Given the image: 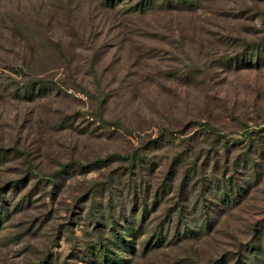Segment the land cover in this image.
Instances as JSON below:
<instances>
[{"label":"rangeland","instance_id":"obj_1","mask_svg":"<svg viewBox=\"0 0 264 264\" xmlns=\"http://www.w3.org/2000/svg\"><path fill=\"white\" fill-rule=\"evenodd\" d=\"M115 1L0 0V264H264V0Z\"/></svg>","mask_w":264,"mask_h":264},{"label":"trees","instance_id":"obj_2","mask_svg":"<svg viewBox=\"0 0 264 264\" xmlns=\"http://www.w3.org/2000/svg\"><path fill=\"white\" fill-rule=\"evenodd\" d=\"M110 4V6H114L116 4L115 0H107ZM192 0H140V2L131 8V10L135 13H140V14H144L147 11L150 10H156V9H160L162 7H172L173 4H175V6H179V7H186L191 5ZM39 88H34V89H30L27 90L26 92H30V96H35L37 95H47V89L43 88V84H38ZM196 161H194L193 163V168L191 167L192 170H195L197 168V165L195 164ZM230 189L231 191L229 192L228 190H226L225 193V197L223 198V200L221 201L222 207L224 209H228L231 206V202L233 201V195L235 192V188L234 183L232 181H230ZM228 191V192H227ZM146 203H143V205ZM110 206V205H109ZM145 206V205H144ZM109 212L107 213V219H106V223L108 224V226L112 227L111 229V234H113V241L109 240L107 237L104 238H100V242L99 243H95V244H85L83 249L85 251L88 252L89 255V260L93 263V264H100L99 260H100V256L102 257L103 260V264H129V260L127 259H119L117 258L116 260L112 259L110 257L113 256L115 257V255L113 254V252L111 251L112 248H116L119 249L120 251H124L121 250L120 247L118 246V244L116 243L115 240V236L118 235V233H116L115 229L113 227L118 226V223L115 222L114 220V215H113V207H108ZM144 215L146 218V214H147V208L146 206L144 207ZM96 220V219H95ZM97 222V220H96ZM125 222L127 223V225L129 227L132 226V223H129L128 220H126L125 218ZM207 224H208V220H206ZM131 230V229H129ZM132 231V235L134 236L133 238H140L142 237L144 234H146V229L144 228V224L141 223L140 227L138 230H131ZM186 233H189L190 230L186 227L185 229ZM129 233V231H128ZM103 237V236H102ZM119 237V236H118ZM121 240L123 238L119 237ZM117 239V238H116ZM135 239V240H136ZM164 242V239L162 238V236H157L154 237L149 243H148V248L149 246H154V247H159L162 246ZM133 244V243H132ZM134 247H132V249L130 250L131 252L134 251ZM257 250V249H255ZM255 250H249L248 252L251 253V257H247L245 256L243 253H240L238 256V260L235 264H263L262 261L259 259L258 256H260L259 253H256ZM125 253V252H124Z\"/></svg>","mask_w":264,"mask_h":264}]
</instances>
